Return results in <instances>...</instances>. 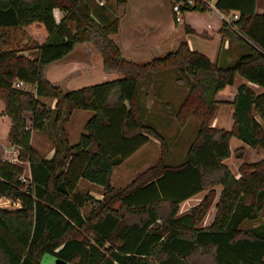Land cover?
I'll return each mask as SVG.
<instances>
[{"label":"trees","instance_id":"obj_1","mask_svg":"<svg viewBox=\"0 0 264 264\" xmlns=\"http://www.w3.org/2000/svg\"><path fill=\"white\" fill-rule=\"evenodd\" d=\"M115 1L125 5L128 0ZM257 1L218 4L224 13L240 14L236 31L221 25L223 38L232 30L251 45L250 53L227 68L191 50L187 42L145 64L127 60L112 39L119 33V19L108 24L97 21L87 0L0 4V27L37 23L48 33L47 41L36 47V59L20 56L24 49L18 46L0 52V100L12 123L9 141L19 148L18 161L30 167V177L25 178L23 167L0 160V198L20 204L15 210L0 208V264H42L47 255L67 264H207L203 257L212 264H264V159L243 163L239 179L225 164L232 138L264 151V93L256 95L248 86H240L232 103V129L211 126L221 104L217 95L233 86L237 75L264 89V14L256 12ZM55 9L63 13L60 23ZM186 31L196 33L188 26ZM84 43L102 56L106 72H117L121 78L64 92L51 84L45 72ZM166 70L178 73V83L192 85L176 114L179 125L190 117L201 122L186 160L177 166L165 163L167 142L144 122L140 96L144 79ZM18 81L34 85L36 93L16 88ZM41 97L55 99V108L47 107ZM69 106L94 113L73 146L63 129ZM25 113L32 114L31 129ZM51 115L55 151L45 159L32 147L31 134L44 131ZM151 139L161 143L158 164L98 202L99 210L85 217L81 209L88 200L77 192L80 181L111 192L114 168ZM219 187L222 193L215 205ZM204 191L208 193L201 203L179 216L181 203ZM214 205L215 219L203 227ZM260 217L263 222L258 227L241 228L245 221Z\"/></svg>","mask_w":264,"mask_h":264},{"label":"crops","instance_id":"obj_2","mask_svg":"<svg viewBox=\"0 0 264 264\" xmlns=\"http://www.w3.org/2000/svg\"><path fill=\"white\" fill-rule=\"evenodd\" d=\"M9 0H0V4L6 3ZM92 11L93 16L96 18L97 21L108 24L115 19H119V33L116 36H113L112 39L114 42L120 47L123 56L130 61H133L138 64H145L150 61H152L155 58H160L165 56L169 51L171 50H177L181 43L187 42L191 50L199 52V50L196 49V46H199L200 48L204 49L205 51H200V53L205 54L208 58H210L213 62L217 63L219 67H232L236 61L243 55H246L250 53L251 51V45H249L246 41L240 40L236 37L234 33L232 35H228L226 38H223L222 34L219 32L221 28V23L217 24L215 26V29L212 28L211 24H208V28H211V30L208 29H199L194 24V21H192V13H189L185 16V20L182 24L175 23L172 9H171V0H128L125 5H118L116 2H113V5H116L118 11H114V14H112V11L109 9L106 11H100V7H104V3L107 1L109 3H112L113 0H87ZM96 7L97 14L93 10V5ZM115 1V0H114ZM121 6L124 8L122 9ZM121 9V10H120ZM257 9V6H256ZM120 10V11H119ZM117 12V13H116ZM257 12V10H256ZM116 13V16L114 18V15ZM258 13V12H257ZM262 14V13H258ZM112 16V17H111ZM54 17L57 23H60L63 18V13L55 9L54 10ZM125 20H128L130 24V31L125 30L123 26V22ZM186 26L192 28L196 33H188L186 31ZM142 28L144 32L151 33L150 31L155 28V31L151 34L152 36L147 37L149 34L142 33L139 31V29ZM150 28V29H148ZM132 29V30H131ZM232 31V30H231ZM129 32V33H128ZM235 32V31H232ZM204 35L207 37V39H212L214 41L213 45H208L203 42H195L192 41L191 38H194L196 35ZM234 36V37H233ZM48 39V33L46 29L43 27L42 24L34 23L29 26L25 27H0V52L4 51L6 49H10L11 47L18 46L21 49H24L23 52H21L19 55L26 56L30 59H36L38 58V49L37 46L43 45ZM214 44L216 45L214 47ZM213 46V47H212ZM173 48V49H172ZM175 48V49H174ZM82 53V57H84V60H79L76 56V52ZM235 52V57L231 55V52ZM233 52V53H234ZM232 53V54H233ZM99 53L95 50V48L90 43H84L81 45H78L75 50L66 56L64 59L50 65L46 72L45 76L46 78L51 82L52 85L58 86L62 89V87L59 85L60 83H68L69 87L71 89H64L67 91H73L78 90L84 87L92 86L89 84H92V82H96L93 78V70L95 69L94 66L90 67L89 65H86L85 59L87 61H90V58L94 60L97 63V66L100 65V58ZM90 57V58H89ZM102 57V56H101ZM103 60V59H102ZM92 63V62H91ZM93 65V63H92ZM54 67H57V69H62L60 72H64V78L60 79V73H58ZM102 68H103V61H102ZM55 70V72H54ZM104 70V68H103ZM105 72V70H104ZM162 73H158L155 75H161ZM103 79L105 80L102 83L115 81L121 78V75L117 72H105V74H100ZM154 75V77H155ZM237 77H241L240 75L236 76L235 84L233 86H227L223 91H221L217 95V101L221 102V104L218 105V111L214 119L211 121V126L215 128L220 129H226L231 130L233 127V114H234V105L232 104L237 93L238 88L242 85H246L249 88H251L256 95L264 93V89L259 87L258 85H255L246 79L238 80ZM21 82V81H19ZM23 86L20 89H25L26 83L22 82ZM101 84V83H98ZM29 86L33 87V91L30 90V92L36 93V87L34 85ZM96 85V84H93ZM73 86V87H71ZM67 88V87H65ZM63 90V91H64ZM64 91V92H67ZM142 99V97H141ZM39 100L46 104L47 107L51 108L52 110L55 108L56 100L52 98L47 97H41ZM50 101V102H49ZM49 104V106L47 105ZM148 110L149 107L146 106ZM4 111V112H3ZM78 111H83L79 109H74L71 106L67 109V116L69 117L68 120L64 123L71 127V124L73 123V116L78 113ZM3 112V113H2ZM152 114L154 116L157 115V112L154 110L152 111ZM29 116V118L27 117ZM94 116L90 115L86 118H89V120ZM54 116L51 115L49 118L46 127L44 129L45 132L47 131V126L51 118ZM25 119L27 122V129H31L32 127V114L31 113H25ZM88 120V121H89ZM87 121V122H88ZM86 122V124H87ZM85 124V126H86ZM63 125V127H64ZM0 160L3 161H9L14 164H17L24 168L23 165H27V169L29 170L30 175V167L29 164H23L18 161V154H19V148L16 145H13L9 141V134L12 128V123L9 117L5 113V106L3 102L0 100ZM84 126V127H85ZM65 129V127H64ZM38 131H32L31 134V145L33 148H35L32 144V138L34 136V133ZM40 133V132H38ZM66 134V132H64ZM232 138L230 141V150H231V156L228 160L225 161V164L231 168L233 174L236 176V179L240 178L239 172H237V169H232L231 167V161L234 156V152L239 149H243V152L241 150V155H239V160L237 162V167L242 165L243 163H256L264 159V153L262 150L259 149H252L248 145L244 144L240 140V145L235 144L237 147L235 151H233L232 147ZM45 140L42 137V145L41 147L43 150H39L35 148L36 150L41 151L45 156V159H50L54 155L55 147L50 145L46 148H44ZM158 141L155 139H151V141L145 145L142 149H140L136 154H134L131 158H129L126 162L133 160L135 157H138L140 153H143V156H140L138 167L142 164V159L144 158V151L146 146L150 144H155ZM75 144H71L73 146ZM150 151V150H147ZM147 156V155H146ZM9 157L16 158L8 160ZM131 160V161H132ZM248 160V161H247ZM125 162V163H126ZM123 163L120 166H117L113 170V176L111 180V187L112 191L107 192L103 187L95 185L91 182H88L87 185V191H81L80 187L78 185L77 192L81 193L82 195H85L87 198V202H102L103 200H107L111 196L115 195L119 191L125 189L130 185L134 179L138 176V174L133 177L129 176L131 179H128V174L123 170V166L125 165ZM235 165V163H234ZM169 166V165H168ZM176 166V165H175ZM141 168V167H140ZM144 172V171H142ZM141 172V173H142ZM140 174V173H139ZM127 181H124V180ZM85 181V180H81ZM80 181V183H81ZM79 183V184H80ZM115 183L122 184L120 187L115 186ZM127 184V185H124ZM82 185V184H81ZM80 185V186H81ZM208 191H204L202 193H199L198 195L186 200L185 202L181 203L180 209L182 206H185V213H180L179 216L185 215L189 212L190 209L197 206L201 203V201L204 199ZM222 193V188H217V198L215 200V205L219 201V198ZM4 200H8L7 198H0V208L7 209L5 207ZM19 204L18 202H16ZM197 204V205H195ZM214 207L210 210V213L207 215L206 219L204 220L203 227H209L216 216V207ZM20 208V204L19 207ZM17 208V209H18Z\"/></svg>","mask_w":264,"mask_h":264},{"label":"rangeland","instance_id":"obj_3","mask_svg":"<svg viewBox=\"0 0 264 264\" xmlns=\"http://www.w3.org/2000/svg\"><path fill=\"white\" fill-rule=\"evenodd\" d=\"M104 1H106V0H104ZM113 2H116V1L113 0L112 3H109L106 1L103 5L104 7H100V10H98V12L104 11V10L107 11L109 9L110 11H112V14H114V11H118V10H116L117 7H116V5H113L114 4ZM91 5H93V10L97 14L98 12L96 11V7L94 6V4H92V1H91ZM121 8L123 9L124 7L121 6ZM256 10L258 13L264 14V0H258L257 1V9ZM116 13L114 15V18L116 16ZM192 14H193L192 15V21H194V24L200 30L201 29L211 30V28L207 27L208 24H211L212 28L215 29V26L217 24L221 23V21L216 16L211 15L210 13H192ZM123 26H124L125 30L130 31V24H129L128 20H125V18H124ZM148 29H150V28H148ZM139 31H141L142 33H145L146 35L149 34L147 32H144L142 30V28H140ZM154 31H155V28H153L150 31L151 33L149 35H147V37L152 36L151 34ZM232 33H233L232 31L229 32L230 35H232ZM153 34L157 35V33H153ZM191 40L195 41V42L200 41V42H203V43L208 44V45H213V43H214V41H212V39H207V37L204 35H196L194 38H191ZM215 46L216 45L214 44V47ZM196 49L199 50V52L205 51L204 49L200 48L199 46H196ZM174 51H176V50H171L168 53L174 52ZM233 52H231V55L233 57H235L236 56L235 52L234 53ZM81 55H82V53H79V51H78V52H76L75 57H77L79 60H84V57H82ZM98 55L100 58L99 67L97 66V63L94 60H92L90 57H89L90 58L89 62L87 61L88 58H86L85 62H84L86 65L91 64L89 66L90 67L94 66V68H95L93 70V74H94L93 78L96 82H92V84H89V85L98 84V83H102L105 81V80H101V82H99L100 81L99 79H103V77L100 74H105L106 71L104 72V70L102 68V61H103L102 57L100 54H98ZM91 62L93 63V65ZM54 68L58 73H60L59 76H60V79L62 80L64 78V75H63L64 72H60L62 69L58 70L57 67H54ZM55 70H54V72H55ZM158 73H162V74L161 75H155ZM154 75H155V77H154ZM178 77H179L178 73L174 70H166V71L157 72V73H150L144 79V81L141 83V86H140V96L142 97L141 101H142L143 107H144V109H147L146 106L149 107L148 110H145L144 122L146 124H150V125L154 126L159 131V133H161L163 135L165 141L167 142L168 154H167L165 163L169 166L180 165L186 160L187 152H188L190 146L192 145V143L196 140L198 133H199V130H200V126H201V124H200L201 122L195 117H190L184 126H180L177 119H176V114L179 111V109L181 108V106L184 104L186 99L188 98L190 91H191V87H192L191 84L178 83L177 82ZM237 78H238V80H240V79L243 80L242 77H237ZM59 85L62 87V90L71 89L69 87V84L66 82L63 84L60 83ZM65 87H67V88H65ZM71 87H73V86H71ZM25 89L27 91H30V90L33 91V87L29 86L28 84H26ZM64 91H67V90H64ZM47 105L49 106V104H47ZM153 110L155 112H157L156 116H154L152 114ZM93 114L94 113L91 111H78V113L73 116L74 118L72 120L73 123L71 124V127L68 126L67 124L64 125L65 129H64V127H63V129H64V132H66L65 137L68 139L69 145L77 144L79 142L81 135L85 133V127L84 126H85L86 122L89 120V118H86V117L87 116L89 117L90 115H93ZM27 117L29 118V116H27ZM67 118H69V117L67 116ZM52 122H53V118H51V120L48 123L47 131L40 132V133H38V132L34 133V136L32 138V144L35 148H37L41 151L43 150V148L41 147L42 137L44 139H47V140H45V143H43L44 148L47 149V147L49 145H50V147L51 146L55 147L54 137L52 134V128H53ZM263 126H264V124H263ZM0 128H1V126H0ZM218 129H220V128H218ZM239 143H240V141H238L237 139H233V141H232L233 151H235V149L237 147L235 144H239ZM39 150H37V151L44 158L45 155ZM147 150H150V151H147ZM142 152H144V158L142 159L143 160L141 162L142 164L139 167H138V163L140 161L139 157L143 156V153H140V155H138V157H135L133 160L131 159L132 161L130 160V161L126 162L125 165L122 167L123 170L126 172V174H128V177L129 176L135 177L137 174L139 176L140 174L143 173L142 171L145 172L149 168L154 167L158 164V162L161 158V155H162L161 143L158 141L156 143V145L150 144V145L146 146L145 150ZM262 152L264 153V151H262ZM239 155H241V151L236 150L234 152V156H233V159L231 161L232 169H237V172H239V168L241 166L240 165L239 167H237ZM12 159H16V158L9 157L8 160L12 161ZM234 163H235V165H234ZM23 166H24V177L29 178L30 175H29V170L27 169V165H23ZM229 169L231 170L230 167H229ZM231 172H232V170H231ZM233 172H235V170ZM233 172H232V174H233ZM233 176L236 178V176L234 174H233ZM130 177L127 178V180L131 179ZM127 180L125 179L124 181H127ZM87 185H88L87 181H81V183L79 184L80 190L81 191H87V189H88ZM120 185H122V184L115 183V186H117V187H120ZM124 185H127V184H124ZM4 202H5L4 205L8 210H15L19 207V204H17L16 202H13L10 199L4 200ZM195 205H197V204H195ZM115 207L118 208L119 203H117L115 205ZM94 210H95V212L99 210V203L98 202H87L85 207H83L81 209V212L85 217H89V216L93 215L92 213H94ZM184 210H185V206L184 207L182 206V208L180 209V213L181 214L185 213ZM262 222H263L262 217H260L257 220H254V221H245L241 228L242 229H250V228L258 227L259 225L262 224ZM205 224L206 223H204V225ZM201 259L204 262H206L207 264H212V263H210L211 260L208 257H203ZM42 264H58V263H55V259L53 256L47 255V256H45ZM59 264H61V263H59ZM65 264H67V263H65Z\"/></svg>","mask_w":264,"mask_h":264},{"label":"built area","instance_id":"obj_4","mask_svg":"<svg viewBox=\"0 0 264 264\" xmlns=\"http://www.w3.org/2000/svg\"><path fill=\"white\" fill-rule=\"evenodd\" d=\"M220 0H171V9L175 23L182 24L187 13H210L216 16L221 24L228 28L237 30L236 22L240 18L238 12L224 13L220 10L218 4ZM22 82H15L16 88H21Z\"/></svg>","mask_w":264,"mask_h":264},{"label":"water","instance_id":"obj_5","mask_svg":"<svg viewBox=\"0 0 264 264\" xmlns=\"http://www.w3.org/2000/svg\"><path fill=\"white\" fill-rule=\"evenodd\" d=\"M54 259H55V263H61V264H65V262L64 261H62V260H60V259H57L56 257H54Z\"/></svg>","mask_w":264,"mask_h":264}]
</instances>
